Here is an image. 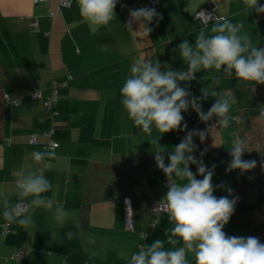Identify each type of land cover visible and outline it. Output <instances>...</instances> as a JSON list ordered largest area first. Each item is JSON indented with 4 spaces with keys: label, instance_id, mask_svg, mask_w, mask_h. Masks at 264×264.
<instances>
[{
    "label": "crops",
    "instance_id": "crops-1",
    "mask_svg": "<svg viewBox=\"0 0 264 264\" xmlns=\"http://www.w3.org/2000/svg\"><path fill=\"white\" fill-rule=\"evenodd\" d=\"M258 4L264 5V0H258ZM141 7H154L162 16L148 25L152 29L148 34L143 24L130 23L129 9ZM204 8L242 23L240 35H247L253 46L264 47V13L245 10L244 0H158L154 5L148 0H118L113 20L99 27L81 18L77 0L69 5L60 4V0L37 4L33 0H0V223L5 221V199L8 207L17 200L14 180L21 172L41 167L34 162L32 153L43 150L42 145L48 141L43 131L53 127L58 143L56 157L48 160L45 170L53 187L41 194L53 200L54 208H34L29 203L31 197L24 199L28 205L25 215L31 217L33 225H10L11 232L0 238V264H127L137 251L135 231L126 226L127 211L136 230L141 225L137 208H147L167 193L160 182L164 172L154 159L157 145L151 142L159 137V144L166 149L162 155L167 166L168 155L187 135L178 136L183 125L198 113L191 107L182 110L180 129L161 133L153 126L149 135L128 118L119 89L131 75L135 59L159 62L162 72L187 71L178 45L187 40L194 46L200 31L214 34L211 27L216 22L202 26L192 18L195 11ZM195 77L179 82L195 97L212 89L234 96L235 90L248 85L264 94V84L239 80L234 70L228 77L222 70L217 73L214 68L201 69ZM214 80L219 83L213 84ZM54 84H58L59 91L54 104L57 114L48 119L42 101ZM34 92L40 97L33 99ZM4 95L21 101L6 102ZM217 98L209 95L202 99L201 110L206 113ZM235 107L236 102L230 110ZM231 120L228 127L215 125L212 119L195 121V130L206 131L205 138L193 135L196 147L186 155L202 160L209 169L215 164L213 194L228 196L224 188L216 187L224 184L232 187L229 199L237 197L239 201L244 196L254 197L255 184L247 176L231 184L223 175L232 159L229 150L236 137ZM32 135L37 144L28 143ZM225 147L227 160L223 156ZM248 148L243 160L250 152ZM189 169L196 178H203L196 164L190 163ZM172 179L187 182L174 175ZM57 205L70 213L63 222L52 220ZM240 216L235 207L223 231L229 236H256L264 242V229L244 233L247 228ZM262 221L264 218H257L258 223ZM172 227L168 214L160 215L146 245L159 239L166 250L183 246L178 237L173 238L177 244L168 243ZM67 232L74 233L72 239H68ZM18 249L26 251L25 262H4L5 256ZM186 259L188 264H195L193 253H187Z\"/></svg>",
    "mask_w": 264,
    "mask_h": 264
},
{
    "label": "clouds",
    "instance_id": "clouds-1",
    "mask_svg": "<svg viewBox=\"0 0 264 264\" xmlns=\"http://www.w3.org/2000/svg\"><path fill=\"white\" fill-rule=\"evenodd\" d=\"M117 3L118 0H77L81 18L97 27L105 26L113 20ZM244 5L245 10L255 11L257 14L264 13V5L258 4V0H244ZM129 13L130 23L134 21L143 24L147 34L152 31L148 25L154 18L157 22L162 19L154 7L129 9ZM196 16L205 26L213 19L216 23L211 27V33L214 34L206 35L204 31H200L194 46L187 40L178 45L180 56L188 65L187 71L168 69L162 72L159 62L135 59L131 64V75L119 89L124 111L133 124L144 133L151 135L153 126L161 133L180 129L182 110L186 111L189 107L205 122L216 116L222 127L229 126L232 118L230 108L236 102L235 96L221 95L212 89L203 90L201 97H195L191 96L186 87L179 86L180 81L194 80L195 73L201 69L214 68L217 73L222 70L228 77H231L234 70L239 80L264 84V47L253 46L247 35H240L244 25L232 22L227 16L214 17L212 13L205 11H200ZM218 83V80L213 81V84ZM209 95L219 98L205 113L201 110L200 101ZM260 118L264 119V108L260 109ZM183 128L186 129L187 124H184ZM205 134L206 131L189 132L168 155L167 166L162 155L166 149L159 144V137L151 142L157 145L154 156L157 167L163 170L170 181L167 185L168 191L158 202L156 210L159 213H167L169 220L174 224L168 243L177 244V240L173 238L178 237L183 241V246L166 250L164 242L157 239L151 245L139 247L131 254L127 264H188L186 256L189 252L193 253L195 264H264V242L258 237L229 236L223 231L234 213L237 197L229 199V196L217 197L213 194L215 189L212 184V169L216 167L215 164L209 169L202 160L186 155L196 147L192 136L199 135L200 139L204 140ZM246 143L238 136L233 139L229 150L232 160L225 169L226 172L240 169L243 174L256 167V160L242 159L247 149ZM56 147L58 144L52 143L44 150L33 151L32 158L41 167L21 172L16 179L15 187L20 198L23 200L31 197L29 203L34 208H54L53 200L41 194L53 187L45 175V170L49 167L48 160L56 157ZM190 163L197 165V172L203 176L202 180L197 179L196 174L189 169ZM261 168L264 169V163ZM173 175L181 180L186 179L187 182H173ZM216 187L224 188L229 195L233 191L224 184ZM4 202L3 218L9 225L13 222L25 228L33 225L31 217L25 215L23 204L17 203L8 207L7 199ZM69 216L68 211L57 205L52 220L63 222ZM157 223L159 217L154 221L153 227ZM66 236L72 239L74 233L67 232Z\"/></svg>",
    "mask_w": 264,
    "mask_h": 264
},
{
    "label": "trees",
    "instance_id": "trees-1",
    "mask_svg": "<svg viewBox=\"0 0 264 264\" xmlns=\"http://www.w3.org/2000/svg\"><path fill=\"white\" fill-rule=\"evenodd\" d=\"M40 1H46V0H40ZM38 2H36V3L34 2V4H37ZM71 2H72V0H70V3ZM148 2H149V0H148ZM149 4H150V2H149ZM204 10H208V11L212 12L213 16L216 17V15L213 13V11L211 9H205L204 8ZM197 11H199V10H197ZM197 11L194 12L192 18L195 21H198L199 24H201L202 26H205L204 24L201 23V21L199 19L194 17V15ZM214 22H216L215 19H213L212 21H209V23L207 25L214 23ZM33 28H36L35 25ZM252 86L253 85H248V86H243V87L241 86V88L239 90L234 91V96L236 98V109H237V111L232 113V117L234 119V122L232 123L233 128L232 127L231 128L233 130L234 135L238 136L242 139H245V134L249 130V125L251 123H253L256 120H264V119L260 118V109L264 108V94H260V93L256 92L255 90H253ZM55 89L57 91L55 94L56 98H54L50 107H46L44 104V100L47 96L51 95L52 91H54ZM34 93H36V92H34ZM34 93L31 94V97L33 99H35V97L33 96ZM47 96H45V98L43 99L42 102H43V106H44V109L46 112V117L48 119H51L54 115L57 114V110L55 109L54 104L57 101L58 96H59L58 84H54L51 86L50 93H48ZM4 97H5L4 99L6 102H9L12 104H17L21 101V100L19 101V99H11L8 95H4ZM211 119L214 121L215 125H218V122H217L218 118L216 116H213ZM195 121L201 122L203 120L200 119L199 115L195 116V118H189L187 128L186 129L184 128L183 132L182 131L179 132L178 136H181L182 133L188 134L189 132H192L193 130H195V127L193 125ZM43 134L46 137H48V141L42 145L43 150L49 144H52V143L58 144L54 140L53 127L46 128L43 131ZM33 137L35 138V136L32 135L28 139L29 144L34 145V144L38 143V140L36 138L32 142L31 138H33ZM246 147L247 148L249 147L250 152H248V155L246 154V156H244L245 160H247L249 157V160H256L257 161L256 167L258 170L256 172V183H255V179H254V181H252L255 184L254 185L255 195L252 198H247L246 196L242 197L241 200H239V203L235 204V207L241 212V216H240V218H242L241 222L245 225V226L243 225V227H245V229L246 228L250 229L249 227H251L252 225H250L249 218L251 217V215L254 211L258 210L260 207H262L264 205V173H262L260 170V165L262 164L263 159H264V151H262L261 153L259 152L257 154V152H251V147H250V145H248V143L246 144ZM197 179L202 180L203 178L201 176H198ZM160 182H161L163 192L164 193L167 192L168 191L167 185H168V183H170V181H169L168 176L165 175V173H163L161 175ZM173 182H175V181L173 180ZM14 183H16V179L14 180ZM243 195H244V193L242 194V196ZM16 198H17V200H16L15 204H17V203L23 204L24 208H25V213H26L28 210V205L24 200L25 198L22 200L18 193H17ZM158 202L151 204L147 208L138 207L136 210V213L139 215L137 218L140 221L139 223L141 225H139V228L136 230L134 229V227H132V224H131V227L129 228V230L135 231V238H137V243L135 244L136 250H138L139 247L146 245L147 240L151 236V232H152L151 230H152V228L155 227V226L153 227L154 221H156L160 215L164 214L163 212L159 213L157 210L154 211L153 208L156 205H158ZM142 224H144V225H142ZM10 232H11L10 225L6 221L1 222L0 223V238L3 235L9 234ZM3 260H4V262H8V261H13V262L14 261L15 262L24 261L25 262L26 251L22 250V249H18L15 252H13L12 254L5 256L3 258Z\"/></svg>",
    "mask_w": 264,
    "mask_h": 264
},
{
    "label": "rangeland",
    "instance_id": "rangeland-1",
    "mask_svg": "<svg viewBox=\"0 0 264 264\" xmlns=\"http://www.w3.org/2000/svg\"><path fill=\"white\" fill-rule=\"evenodd\" d=\"M261 89H262V87L259 90H261ZM231 111L232 110H230V114H231V117H232V113L237 111L236 107H235L234 111H232V112ZM231 119H232L231 121L233 123L234 122L233 117ZM244 140L248 143V145H250L251 152H257V154H258L259 152L261 153L262 151H264V120H256L253 123H251L249 125V130L245 134V139ZM225 151H226V147L224 148V153L225 154L223 156L227 160L228 159V155L227 154H229V153H227ZM231 160H230V163H231ZM262 163H264V159H263ZM257 170H258L257 167H255L254 169H252L250 171H245L243 174H241V170L240 169H233L230 172H226L225 169H224L223 175H225L226 178L230 180L231 184L234 181H236L237 179L241 178V180H242V177L247 176V177H250L251 183H252V185H254L252 180L255 179V183H256V172H257ZM260 170H261L262 173H264V169L261 168V165H260ZM230 188L232 189V187H230ZM252 193H253V191H252ZM237 203H239V201H237ZM260 210L259 209L256 210L254 215H251V217L249 218V222L252 225L251 226V230L246 229V231H243L244 233H248L249 231H251V232H253V234H255V233L258 232V230L264 229V221L259 222V223L257 222V218L258 219L264 218V208H262Z\"/></svg>",
    "mask_w": 264,
    "mask_h": 264
},
{
    "label": "built area",
    "instance_id": "built-area-1",
    "mask_svg": "<svg viewBox=\"0 0 264 264\" xmlns=\"http://www.w3.org/2000/svg\"><path fill=\"white\" fill-rule=\"evenodd\" d=\"M33 1L36 3V2H38L40 0H33ZM149 2H150V4L154 5V4H157L158 1L157 0H149ZM69 3H70V0H60V4H62V5H69ZM200 11H205L206 13H212V12H210L208 10L201 9V10H199V11H197L195 13V15H194L195 18H197L196 14L199 13ZM56 92L57 91L55 89L54 91H52L51 95H49V96H47L45 98L44 104H45L46 107H50L51 106L52 101L54 100V98H56L55 97ZM33 96L35 98H39L40 97L39 93H34ZM34 139H35L34 137L31 138L32 142L34 141ZM153 209H154V211H156L157 205ZM125 221H126V226L127 227H131V218H130V215H129V211H127V213H126Z\"/></svg>",
    "mask_w": 264,
    "mask_h": 264
}]
</instances>
